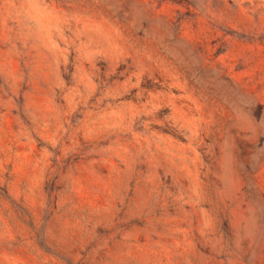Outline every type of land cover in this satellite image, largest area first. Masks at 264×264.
Returning a JSON list of instances; mask_svg holds the SVG:
<instances>
[{
	"label": "rangeland",
	"instance_id": "1",
	"mask_svg": "<svg viewBox=\"0 0 264 264\" xmlns=\"http://www.w3.org/2000/svg\"><path fill=\"white\" fill-rule=\"evenodd\" d=\"M0 264H264V0H0Z\"/></svg>",
	"mask_w": 264,
	"mask_h": 264
},
{
	"label": "water",
	"instance_id": "2",
	"mask_svg": "<svg viewBox=\"0 0 264 264\" xmlns=\"http://www.w3.org/2000/svg\"><path fill=\"white\" fill-rule=\"evenodd\" d=\"M229 86H230V87H233L235 90H238V92H237L238 94H240V95H242V96L244 95V94L238 89V87H236V86L233 85L232 83H229Z\"/></svg>",
	"mask_w": 264,
	"mask_h": 264
}]
</instances>
